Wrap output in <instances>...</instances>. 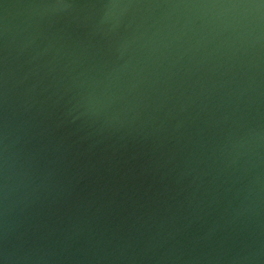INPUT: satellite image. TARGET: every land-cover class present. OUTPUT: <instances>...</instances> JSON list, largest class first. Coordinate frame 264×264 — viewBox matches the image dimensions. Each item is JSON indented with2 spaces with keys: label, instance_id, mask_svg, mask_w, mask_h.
Instances as JSON below:
<instances>
[{
  "label": "water",
  "instance_id": "95a60500",
  "mask_svg": "<svg viewBox=\"0 0 264 264\" xmlns=\"http://www.w3.org/2000/svg\"><path fill=\"white\" fill-rule=\"evenodd\" d=\"M0 264H264V0H0Z\"/></svg>",
  "mask_w": 264,
  "mask_h": 264
}]
</instances>
